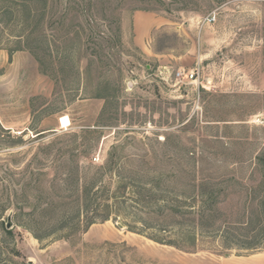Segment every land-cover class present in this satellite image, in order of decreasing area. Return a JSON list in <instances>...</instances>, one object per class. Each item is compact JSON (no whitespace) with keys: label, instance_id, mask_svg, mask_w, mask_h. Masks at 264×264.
Segmentation results:
<instances>
[{"label":"rangeland","instance_id":"rangeland-1","mask_svg":"<svg viewBox=\"0 0 264 264\" xmlns=\"http://www.w3.org/2000/svg\"><path fill=\"white\" fill-rule=\"evenodd\" d=\"M198 68L200 86L176 77ZM107 164L110 219L47 237L62 215L41 210L70 213ZM194 176L220 212L190 233L157 208L201 207ZM263 176L264 0H0V264H264V241L218 246L255 218ZM194 235L189 252L154 240Z\"/></svg>","mask_w":264,"mask_h":264},{"label":"trees","instance_id":"trees-1","mask_svg":"<svg viewBox=\"0 0 264 264\" xmlns=\"http://www.w3.org/2000/svg\"><path fill=\"white\" fill-rule=\"evenodd\" d=\"M36 55V53H35ZM259 163H262V160L259 159ZM116 163H113V166ZM108 164L101 167H95L98 171L102 173L100 175H94L93 177H88L87 179H82L79 177L76 180L77 187L74 190L73 196H75L76 200L71 207V211L69 213V209L67 204L60 203L59 201L56 203H52L51 205L47 206L46 209L41 210L42 212H51L56 210H60V214L62 215V221L57 225L56 228L49 231L47 237L52 236L57 232H65L68 234H79L82 232H86L92 225L98 222H106L110 219L108 213H104V211L109 207L108 205L103 204L102 200L100 199V193L104 191V187L102 185L101 179H103L104 171H106ZM110 167V166H109ZM78 168V172L80 171V167ZM113 170V169H112ZM198 178L194 176L191 180L194 183V196L187 197L186 202L189 200L195 201L199 198L198 201L201 204V207L195 210L193 204L188 205L186 211H183L181 208L177 206H169V205H162L157 208L158 214L161 218H168V217H180L185 219V217L189 218L190 216V233H193L192 230L201 229L204 230L206 227L215 226V222H217L216 215L220 212L219 203H216L217 198L210 197L209 201H203L202 196L203 193L196 192L197 190V182ZM258 188L261 193L264 194V176L259 182ZM61 198V196L59 197ZM67 196H63L61 199H66ZM213 201V202H212ZM62 204V205H61ZM187 204V203H186ZM187 206V205H186ZM49 207V208H48ZM192 209H191V208ZM39 208L35 207L31 212V219L29 223L25 226L27 230H29L39 241L44 240L45 235H43L44 230L46 227L52 223L44 221L42 218V213L38 215ZM155 212V211H154ZM253 214L255 218H251L248 222H239L236 224H220L222 225L223 232L219 237L218 246L223 251H230L232 249H242V250H255L259 249L264 241V200L260 201L256 206ZM67 215H71L72 217L65 218ZM186 222V221H185ZM217 226V225H216ZM193 235V234H192ZM187 245L178 244L175 241H169L167 243H163L162 239L155 238L154 240L162 243L167 244L170 246H175L176 248L183 250V251H190L194 250L197 247V239L194 236H189L187 238ZM188 246V247H185Z\"/></svg>","mask_w":264,"mask_h":264},{"label":"built area","instance_id":"built-area-1","mask_svg":"<svg viewBox=\"0 0 264 264\" xmlns=\"http://www.w3.org/2000/svg\"><path fill=\"white\" fill-rule=\"evenodd\" d=\"M216 20V17L215 16H210L208 17L207 19H205L204 23L203 24H206V23H211V22H214ZM162 74V73H161ZM201 72H200V69H194L193 71L189 72V73H186V72H183V71H179L178 73H176V77L179 81L181 80H189L190 83H195L197 85L200 86V77H201Z\"/></svg>","mask_w":264,"mask_h":264},{"label":"water","instance_id":"water-1","mask_svg":"<svg viewBox=\"0 0 264 264\" xmlns=\"http://www.w3.org/2000/svg\"><path fill=\"white\" fill-rule=\"evenodd\" d=\"M8 228H11V223L10 222L8 224ZM30 263H32V261H30Z\"/></svg>","mask_w":264,"mask_h":264}]
</instances>
